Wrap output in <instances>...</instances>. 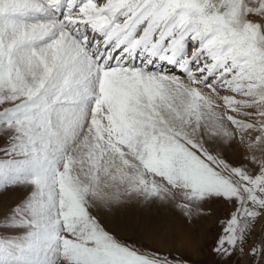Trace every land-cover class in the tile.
Returning <instances> with one entry per match:
<instances>
[{
  "label": "snow or ice",
  "instance_id": "snow-or-ice-1",
  "mask_svg": "<svg viewBox=\"0 0 264 264\" xmlns=\"http://www.w3.org/2000/svg\"><path fill=\"white\" fill-rule=\"evenodd\" d=\"M257 65L264 0H0V264H190L121 239L75 184L61 194L70 144L98 122L111 132L113 114L130 145L155 147L170 187L217 207L216 264H264V233L253 230L264 222V167L237 156L220 174L172 124L183 82L211 88ZM102 80L120 90L111 103Z\"/></svg>",
  "mask_w": 264,
  "mask_h": 264
},
{
  "label": "rangeland",
  "instance_id": "rangeland-1",
  "mask_svg": "<svg viewBox=\"0 0 264 264\" xmlns=\"http://www.w3.org/2000/svg\"><path fill=\"white\" fill-rule=\"evenodd\" d=\"M254 71L252 78L218 85L214 81L211 88L183 82L179 117L172 122L173 128L178 136L207 149L220 174L230 176L231 170L223 161L237 156L245 168L264 167V65H257ZM106 86L110 92L105 101L111 103L113 93L120 90L102 80L101 88ZM116 120L114 114L108 118L111 132L106 131V123L98 122L94 134H80L78 142L70 144L61 164V171L68 173L60 185L61 194L73 195V185L78 186L92 211L102 213L121 239L136 240L141 252L184 256L190 264H216L208 246L214 238L217 207L208 201H186L188 193L183 185L170 187L167 178H162L155 147L149 149L138 142L130 145L120 135ZM144 186L167 191L149 198L140 190ZM13 198L15 193L9 190V199ZM186 210L191 223L184 221ZM253 230L264 233V222L255 223ZM249 261L245 255L239 264ZM232 264H237L236 259Z\"/></svg>",
  "mask_w": 264,
  "mask_h": 264
},
{
  "label": "bare ground",
  "instance_id": "bare-ground-1",
  "mask_svg": "<svg viewBox=\"0 0 264 264\" xmlns=\"http://www.w3.org/2000/svg\"><path fill=\"white\" fill-rule=\"evenodd\" d=\"M234 86H235V85H234ZM176 122H177V121H176ZM127 162H128V161H127ZM128 164H129V163H128ZM131 165H132V163H131ZM119 166H120V165H119ZM120 167L122 168V166H120ZM118 169H119V168H118ZM124 169H125V168H124ZM126 170H127V169H126ZM124 172H125V171H124ZM127 172H128V171H127ZM124 174H125V173H124ZM119 175H120V174H119ZM110 176H112V175H110ZM117 176H118V175H117ZM116 178H117V177H116ZM105 179H106V178H105ZM105 179H104V180H105ZM112 179H113V178H112ZM102 180H103V179H102ZM116 181H117V179H116ZM120 181H121V180H120ZM108 182H109V181H108ZM102 183H103V182H102ZM102 183H101V184H102ZM106 183H107V181H106ZM116 183H117V182H116ZM90 185H91V183H90ZM96 185H97V184H96ZM118 185H119V184H118ZM97 186H98V185H97ZM97 186H96V188H97ZM91 187H93V186H91ZM98 187H99V186H98ZM107 187H108V186H107ZM107 187H106V188H107ZM109 187H110V186H109ZM94 188H95V186H94ZM96 188H95V189H96ZM100 188H101V185H100ZM92 189H93V188H92ZM92 189H91V190H92ZM95 189H94V190H95ZM101 189H102V188H101ZM111 190H112V189H111ZM111 190H110V191H111ZM99 191H100V190H99ZM113 191H114V190H113ZM166 191H167V190H166ZM115 193H116V192H115ZM110 194H111V193H110ZM112 194H113V193H112ZM115 195H116V194H115ZM140 195H141V194H140ZM97 197H98V196H97ZM99 197H100V195H99ZM111 198H112V197H111ZM135 198H136V196H135ZM139 198H140V197H139ZM101 199H102V198H101ZM115 199H116V198H115ZM111 202H112V201H111ZM140 202H141V200H140ZM92 205H93V204H92ZM111 205H112V204H111ZM114 205H115V204H114ZM103 206H104V205H103ZM143 206H144V205H143ZM111 208H112V207H111ZM118 208H119V207H118ZM138 209H139V208H138ZM135 210H136V209H135ZM110 211H111V210H110ZM121 211H123V210H121ZM98 212H99V211H98ZM98 212H97V213H98ZM124 212H125V211H124ZM138 212H139V211H138ZM128 213H129V212H128ZM139 213H140V212H139ZM141 213H142V212H141ZM101 215H103V214L101 213ZM114 215H115V213H114ZM114 215H113V216H114ZM139 216H140V215H139ZM110 217H112V216H110ZM127 217H128V216H127ZM103 218H104V217H103ZM112 218H113V217H112ZM107 221H108V220H107ZM136 224H137V223H136ZM110 228H111V227H110ZM137 228H138V226H137ZM112 230H113V229H112ZM132 232H133V231H132ZM133 233H134V232H133ZM132 235H134V234H132ZM137 245H139V243H138ZM143 246H144V245H143ZM146 247H147V246H146Z\"/></svg>",
  "mask_w": 264,
  "mask_h": 264
}]
</instances>
